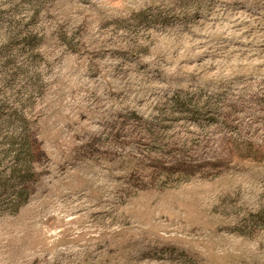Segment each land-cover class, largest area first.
Wrapping results in <instances>:
<instances>
[{"label": "rangeland", "instance_id": "rangeland-1", "mask_svg": "<svg viewBox=\"0 0 264 264\" xmlns=\"http://www.w3.org/2000/svg\"><path fill=\"white\" fill-rule=\"evenodd\" d=\"M0 264H264V0H0Z\"/></svg>", "mask_w": 264, "mask_h": 264}]
</instances>
